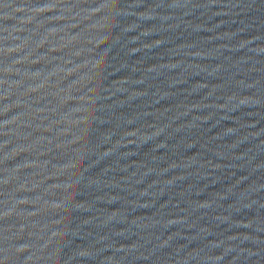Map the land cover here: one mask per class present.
<instances>
[{"label": "water", "instance_id": "1", "mask_svg": "<svg viewBox=\"0 0 264 264\" xmlns=\"http://www.w3.org/2000/svg\"><path fill=\"white\" fill-rule=\"evenodd\" d=\"M0 264H264V0H0Z\"/></svg>", "mask_w": 264, "mask_h": 264}]
</instances>
